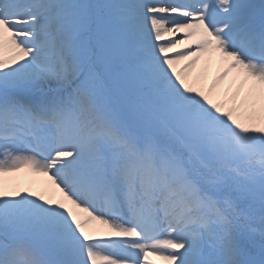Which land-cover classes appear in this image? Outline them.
Masks as SVG:
<instances>
[{"label":"snow or ice","instance_id":"1","mask_svg":"<svg viewBox=\"0 0 264 264\" xmlns=\"http://www.w3.org/2000/svg\"><path fill=\"white\" fill-rule=\"evenodd\" d=\"M149 256L264 264V3L0 0V264Z\"/></svg>","mask_w":264,"mask_h":264},{"label":"bare ground","instance_id":"2","mask_svg":"<svg viewBox=\"0 0 264 264\" xmlns=\"http://www.w3.org/2000/svg\"><path fill=\"white\" fill-rule=\"evenodd\" d=\"M173 54L174 53H170L169 55ZM192 71H195V69ZM199 71L200 68H197V71H195L196 74L195 76L192 75V78H195ZM208 80H211V75L208 77ZM2 179L4 181L5 188L8 191L19 190L21 193H24L27 190L41 191L45 187L47 181L46 177H40L38 174L33 173L29 169H21L19 172L5 175ZM52 192L57 199L60 198L58 192H55V190H52Z\"/></svg>","mask_w":264,"mask_h":264},{"label":"rangeland","instance_id":"3","mask_svg":"<svg viewBox=\"0 0 264 264\" xmlns=\"http://www.w3.org/2000/svg\"><path fill=\"white\" fill-rule=\"evenodd\" d=\"M107 0H79V3H91V4H97V3H105Z\"/></svg>","mask_w":264,"mask_h":264}]
</instances>
